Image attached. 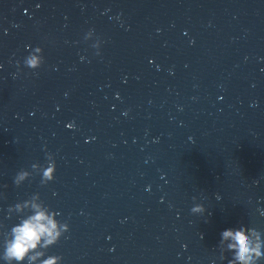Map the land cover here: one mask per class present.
<instances>
[{"label": "clouds", "instance_id": "9594fccd", "mask_svg": "<svg viewBox=\"0 0 264 264\" xmlns=\"http://www.w3.org/2000/svg\"><path fill=\"white\" fill-rule=\"evenodd\" d=\"M92 36L93 30H89L85 34V39ZM100 43L97 39L92 47L98 50ZM43 63V49L40 46L31 49L23 59V66L33 71L40 68ZM16 67L19 71L20 61H16ZM31 168L32 170L39 168L41 185H47L55 180L56 161L51 153L47 154L44 165L33 163ZM31 175L28 170H20L14 177V184L20 186ZM216 198L220 199L219 195ZM195 199L193 197L194 201ZM190 211L195 215H203L206 209L203 204L195 203ZM8 212L15 213L18 222L10 228L9 238L5 241L2 259L6 264H33L38 258L40 264H62V256L48 255L47 250L58 244L61 238H67L65 234L70 232V225L66 220L61 221L57 218L60 214L47 205L39 193H34L29 198L10 206ZM225 243L226 248H223ZM219 247L223 248L221 259H224L225 252L232 253L228 264H264V230L259 228H249L247 225L228 228L221 233Z\"/></svg>", "mask_w": 264, "mask_h": 264}]
</instances>
